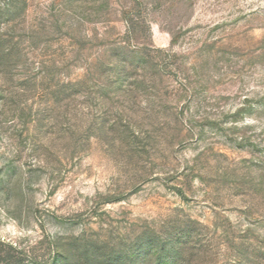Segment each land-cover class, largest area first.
<instances>
[{"label": "rangeland", "instance_id": "1", "mask_svg": "<svg viewBox=\"0 0 264 264\" xmlns=\"http://www.w3.org/2000/svg\"><path fill=\"white\" fill-rule=\"evenodd\" d=\"M0 264H264V0H0Z\"/></svg>", "mask_w": 264, "mask_h": 264}]
</instances>
